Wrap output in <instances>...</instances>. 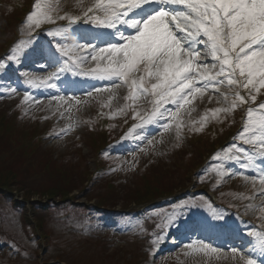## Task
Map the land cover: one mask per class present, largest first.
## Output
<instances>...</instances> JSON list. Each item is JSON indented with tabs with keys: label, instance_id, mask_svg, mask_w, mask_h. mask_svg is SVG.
<instances>
[{
	"label": "rangeland",
	"instance_id": "374dc122",
	"mask_svg": "<svg viewBox=\"0 0 264 264\" xmlns=\"http://www.w3.org/2000/svg\"><path fill=\"white\" fill-rule=\"evenodd\" d=\"M93 2L0 0V118L3 115L10 118L8 113L14 108L18 110V126L21 128L13 127V135L19 130L30 133L49 128L53 136L38 143L39 153H45L47 158L53 155L51 160L55 161L54 167L58 172L74 169L81 177L89 174L88 179L94 181L93 185L86 181L85 188H90L82 191L80 179L75 178L77 189L62 186V191L67 192L66 197L60 199L56 196L53 199L58 203L54 208L42 209L35 215L31 208L38 204L32 205V202L48 203V196L42 192L54 186L56 181L62 182L63 178L56 177L54 170L45 173L46 178H43L40 158L36 163L41 171L30 163H17L16 169L22 164L24 166L18 171L19 183L11 186L13 196L8 193L12 196L10 198L0 192V264H243L239 256L251 254V244L256 239L249 233L259 234L258 228L260 231L264 229V196L258 194L262 186L259 182L260 167L256 163L260 159L259 151L257 155V151L249 149L251 162L243 158L237 147L245 149L254 145H239L235 141L242 139L238 132L231 137L230 146L225 147L218 163L201 166L199 163L204 159L202 157L223 143L222 132L228 122H233L236 127L243 112L247 117L245 107L248 103L227 113L228 117L219 114L214 118L210 111L203 116L206 104L210 105V110L227 106L220 93L209 90L203 99L198 97L181 110L183 124L179 138L173 123L157 136L155 134L162 130L156 132L158 126H148L144 132L135 129L133 134L121 139L133 124L139 122L133 118L131 108L120 112L126 104H131L130 100L124 99L128 95L126 86L108 91L106 89L111 87L108 84L101 92L93 93L92 89L76 100L64 97L62 92L78 90L88 84L85 83L87 81L96 83L101 80L76 76L69 71L62 74L60 81H54L57 88L47 85L40 88L26 83L28 78L44 79L42 75L46 70L53 73L62 66L63 60L69 59L57 53L60 59L53 63L50 42L36 41L34 35L37 30H42L46 33L44 36L51 39L48 32L63 28L71 35L67 40L59 41L60 37H57V42L83 43V40L72 37L90 39L86 35L90 29L84 28L88 27L85 22L81 21L79 25L83 29L73 30L68 28L67 19H58L57 16H82ZM36 4L40 5L36 11H44L52 17L51 20L41 17L38 27L26 21ZM175 7L183 10L182 6ZM53 24L57 26L52 27ZM113 37L115 42L118 37L114 32ZM3 47L9 49L7 53ZM79 52L84 54V50ZM14 55L19 62L13 59ZM208 62L211 63L210 60ZM80 67L91 69L95 62L88 56ZM49 91L59 92L64 101L36 97ZM221 91L229 93V101L233 98L226 86H221ZM25 92L29 94L28 99H25ZM240 92L246 95L245 90L240 89ZM262 94L264 89L256 94V103L262 101ZM150 108L147 102H138L137 111L141 114L148 113ZM100 118L108 123L102 126ZM198 118H213L210 120L213 122L196 131L191 120ZM160 123H167V120ZM148 134L149 139H135ZM107 146L110 151H107ZM2 173L0 176L6 177ZM252 177H256L255 185ZM65 179L69 180L70 176L63 181ZM157 183L164 190L162 194H156ZM102 185L106 186L101 188ZM35 190L39 191L35 193ZM26 194L31 195L25 207H17L14 201L23 202ZM111 194H115L114 198ZM100 196L115 205L99 206ZM211 197L222 207L232 208L230 212L232 219L235 217L236 231L226 227L227 223H234L228 222L227 210L220 211L221 219L208 209L204 215L211 216L210 219H204L197 225L187 220L191 211L195 212V200L209 202ZM62 200L64 205L59 202ZM148 201L157 202L155 210L147 214L148 219L131 217V210H137L140 203ZM176 216L181 218L177 220ZM170 218L175 220L171 225ZM159 232V236L156 235ZM232 247L238 250L235 257ZM256 257L264 259L258 253L253 255L254 259Z\"/></svg>",
	"mask_w": 264,
	"mask_h": 264
},
{
	"label": "snow or ice",
	"instance_id": "6c2138e0",
	"mask_svg": "<svg viewBox=\"0 0 264 264\" xmlns=\"http://www.w3.org/2000/svg\"><path fill=\"white\" fill-rule=\"evenodd\" d=\"M171 6H182L183 10ZM39 7L34 5L26 17L34 27L39 26L41 17L52 19L44 11H36ZM57 18L67 19L69 29L84 21L90 29L86 34L90 39L72 37L85 42L71 45L50 42L53 63L60 56L69 59L63 60L62 66L48 77L39 81L28 78L26 83L57 88L54 81H60L62 74L72 71L76 76L109 82L108 91L126 86L128 95L124 99L131 104H126L120 112L131 108L133 118L139 122L122 139L135 129L144 132L148 126H158L166 131L173 123L179 138L183 124L181 110L198 97L203 99L207 91L220 93L227 104L210 110L211 116L218 118L219 114H227L239 105L256 102V94L264 89V0H94L82 16ZM113 32L118 39L110 42L114 39ZM48 35L56 41L57 37L67 40L71 34L61 28ZM79 50H84V54ZM88 56L95 67L83 69L80 66ZM13 59L17 57L14 55ZM221 86L232 92L230 101L229 93L222 92ZM240 89L247 94L242 95ZM28 98L25 92V99ZM53 99L64 101L63 97ZM138 102L150 104L149 112L137 111ZM247 118L241 138L245 145L259 146L260 159L256 163L260 167L262 187L258 194L264 196V102L257 108L249 107ZM164 120L167 123H160ZM200 124L202 127L204 118ZM145 138L144 135L135 137ZM240 150L245 152L243 148ZM255 179L252 177L254 185ZM213 215L221 219L217 213ZM174 222L170 218L169 224ZM249 235L256 237L251 254H241L239 260L243 264H258L253 255L258 253L264 257V233ZM231 252L235 257L238 250L232 247Z\"/></svg>",
	"mask_w": 264,
	"mask_h": 264
},
{
	"label": "trees",
	"instance_id": "16d2710c",
	"mask_svg": "<svg viewBox=\"0 0 264 264\" xmlns=\"http://www.w3.org/2000/svg\"><path fill=\"white\" fill-rule=\"evenodd\" d=\"M7 43V42H4ZM10 43V42H9ZM6 49V47H3ZM4 49V50H5ZM9 114V113H8ZM7 115V114H5ZM10 115V114H9ZM9 117V116H8ZM2 120L3 124L0 125V172H3L6 177L0 176V192L3 194H8L10 193L12 195V188L11 186H16L19 181H18V176L20 174L21 168L26 164V162L32 164L34 167L39 168V171H41V168L39 167V164L36 163V159L40 158L43 164V170L40 172V174L43 173V178H46L44 175L45 173H50L52 170L56 171V177H62L67 178L68 175L70 176L69 180H61L63 184H60L62 182L56 181L55 185L52 187H48L46 191L42 192L43 195L48 196V203H42L41 202H32V205L38 204L41 206V208L37 207H32L31 210H33L34 214L36 215L39 211L47 210L48 208H54V205L56 204L54 202V199L56 196H59L60 199L66 197V191H62V186H65L67 189H77V185H74L77 183L76 179H80L79 186L82 187V191H87V189L90 188V186H87L85 188L84 183L86 181H90L91 184H94V181L92 179H88L89 174H87L85 177H81L78 175V172L75 171L74 169H64L63 173L58 172V170L54 167V162L52 161V156L50 155L48 158L46 157L45 153H39L41 152L40 147L38 146V143H40L46 135V130L43 129L41 131H32V132H27L25 130H19L16 135L14 134V129L12 130L13 127H16L18 129L21 128V126H18V117L15 114L10 115V118L4 117V115L0 118ZM104 126V125H102ZM44 133V134H43ZM7 134V135H6ZM46 157V159H45ZM22 162L23 164L20 165L19 169H16V164ZM32 167V166H31ZM53 171V172H54ZM2 173V174H3ZM55 173V172H54ZM53 175V174H52ZM16 176V177H15ZM41 177V176H40ZM10 181L9 182L6 180ZM42 178V179H43ZM27 179V178H26ZM34 180H31L32 182ZM158 186H156V194H162L164 192L163 189L159 187V184L157 183ZM106 185H102L101 188H103ZM64 190V189H63ZM39 190H35L34 192L37 193ZM81 191V192H82ZM32 193V192H30ZM84 193V192H82ZM100 193V192H99ZM10 194H8L10 197H12ZM101 194V193H100ZM104 194V193H102ZM110 194V193H109ZM31 194H26L24 195V201H14V204L17 207H25V204L29 201V197ZM115 196V194H113ZM111 194V196L114 198ZM137 199H134V201ZM141 200V199H140ZM68 201V200H65ZM60 203H63L64 201H59ZM151 202V201H148ZM54 203V204H53ZM112 202H110L108 199L105 197L100 196L98 199V204L99 206L103 207H108L111 205ZM108 205V206H107ZM113 205H115L113 203ZM113 205H111L113 207ZM111 208V207H109Z\"/></svg>",
	"mask_w": 264,
	"mask_h": 264
},
{
	"label": "bare ground",
	"instance_id": "6f19581e",
	"mask_svg": "<svg viewBox=\"0 0 264 264\" xmlns=\"http://www.w3.org/2000/svg\"><path fill=\"white\" fill-rule=\"evenodd\" d=\"M172 7V6H171ZM83 43L85 41H82ZM110 42H114L113 40H110ZM100 46H104V45H100ZM45 71V70H44ZM51 73L47 72V70L45 71V73L42 75V76H45L48 77ZM109 84V82L107 81H97L96 83H92L90 85H87V86H81L78 90H73V91H66L64 90L62 92V94L64 95V97H72V98H75L76 100H79L81 97H83V93L84 92H88V91H91L93 89V93L94 92H97L96 89L97 88H100V89H103L105 88L107 85ZM101 92V91H100ZM37 98L38 97H42V98H48V99H53V97H63L59 92H54V91H49L45 94H37L36 96ZM34 97V98H36ZM160 128L158 127L156 129V132L159 131ZM163 131H160V132H157L155 135L157 136L158 134L162 133ZM149 134L146 136L148 138ZM149 139V138H148Z\"/></svg>",
	"mask_w": 264,
	"mask_h": 264
}]
</instances>
